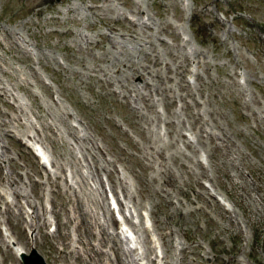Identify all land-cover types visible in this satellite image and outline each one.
<instances>
[{"label":"rangeland","instance_id":"1","mask_svg":"<svg viewBox=\"0 0 264 264\" xmlns=\"http://www.w3.org/2000/svg\"><path fill=\"white\" fill-rule=\"evenodd\" d=\"M0 184V264H264V0H0Z\"/></svg>","mask_w":264,"mask_h":264},{"label":"bare ground","instance_id":"2","mask_svg":"<svg viewBox=\"0 0 264 264\" xmlns=\"http://www.w3.org/2000/svg\"><path fill=\"white\" fill-rule=\"evenodd\" d=\"M149 20V19H148ZM147 24V23H146ZM148 28H150V27H148ZM186 41V40H185ZM143 51V50H142ZM160 63V62H159ZM32 68V67H31ZM144 72V71H143ZM139 74V73H138ZM142 73L140 72V75H141ZM135 75V74H134ZM137 75V74H136ZM145 75H146V73H145ZM158 77V76H157ZM139 83V82H138ZM147 83V82H146ZM146 88V87H145ZM139 89V88H138ZM173 122V121H172ZM172 133V132H171ZM185 134V133H184ZM189 139V138H188ZM185 140H187V139H185ZM191 140V139H190ZM191 142V141H190ZM34 150H35V147H34ZM200 159V158H199ZM78 168V167H77ZM116 169V168H115ZM78 170V169H77ZM79 171V170H78ZM77 171V172H78ZM117 171V170H116ZM51 173H53V172H51ZM79 173V172H78ZM119 173V172H118ZM47 174H48V172H47ZM57 175V174H56ZM82 175V174H81ZM80 175V176H81ZM100 178V177H99ZM114 178V177H113ZM122 178V177H121ZM8 179V178H7ZM97 179V178H96ZM110 179H112L111 177H110ZM84 180H85V178H84ZM10 181V180H9ZM83 181V180H82ZM99 182H100V179L98 180ZM102 181V180H101ZM119 181H121L120 179H119ZM8 182V181H7ZM16 182V181H15ZM39 182V181H38ZM114 182V181H113ZM85 183V182H84ZM121 183V182H120ZM71 184V183H70ZM10 185V184H9ZM99 185V184H98ZM123 185V184H122ZM0 186H1V184H0ZM94 186V185H93ZM96 186V185H95ZM9 187V186H8ZM97 187V186H96ZM124 186H122V188H123ZM126 187V186H125ZM18 188H19V186H18ZM99 188V187H98ZM92 189V188H91ZM112 189H114V188H112ZM1 190V189H0ZM12 190V189H11ZM16 190H17V188H16ZM15 189L13 190V192H14V194H18V192L16 191ZM94 190V189H93ZM127 190V189H126ZM5 191H6V189H5ZM19 191V190H18ZM77 191V190H76ZM97 191V190H96ZM115 191H116V189H115ZM2 192H3V188H2ZM2 192H1V194H2ZM7 192V191H6ZM11 192V191H10ZM21 193V192H20ZM76 193V192H75ZM0 194V195H1ZM8 194V193H7ZM88 194V193H87ZM93 194V193H92ZM101 194H103V192L101 193ZM4 195V194H3ZM13 195V194H12ZM23 195H25V194H23ZM41 195V194H40ZM39 195V196H40ZM80 195V194H79ZM95 195V194H94ZM1 197V196H0ZM21 198L23 197V196H20ZM24 197H26V196H24ZM22 198V199H25V198ZM42 197V196H41ZM44 197V196H43ZM84 197V196H83ZM87 197H88V195H87ZM102 197V196H101ZM29 198V197H28ZM80 198V197H79ZM89 198H90V196H89ZM93 198V197H92ZM91 198V199H92ZM33 199V198H32ZM94 199V201L95 202H97L98 203V201H96L97 199H95V198H93ZM103 199V198H102ZM90 200V199H89ZM105 200V199H104ZM34 201V200H33ZM36 201V200H35ZM135 201V200H134ZM7 202V201H6ZM13 202V201H12ZM17 202H18V200H17ZM20 202V201H19ZM26 205H28L29 206V209H30V213H27L28 215H30V217L32 218V222H31V224L29 225V222H27V224L29 225V227H35L32 231L34 232V230H36L37 229V227H39L40 226V224L43 222V219H44V222H46V220H45V218H47V216H46V208H45V205H44V202H43V200L38 204V205H36L35 203H33L31 200H29V199H26ZM81 202V201H80ZM83 202V201H82ZM91 202V201H90ZM95 202H94V206H95ZM103 202V201H102ZM106 202V201H105ZM10 203V202H9ZM84 203H85V201H84ZM120 203V202H119ZM118 203V204H119ZM14 204V203H13ZM21 204V203H20ZM106 204V203H105ZM8 206H9V204H8ZM20 206V205H19ZM18 206V207H19ZM97 206V205H96ZM104 206V205H103ZM40 207L42 208V212L40 211ZM100 207V206H99ZM106 207V206H105ZM173 207H175L174 205H173ZM13 208V207H12ZM23 208V206L21 207L20 206V211H19V213H20V217H22V213H24V210L22 209ZM56 208V207H55ZM70 209V208H69ZM84 208H83V206L82 205H80L79 203H78V198H76V211H77V213H79L80 211H82ZM104 209V208H103ZM5 210H7V211H9V207H7L6 206V208H5ZM56 210H57V208H56ZM56 210H54L53 208H52V210L51 211H53V213H55L56 214ZM105 210V209H104ZM103 210V211H104ZM29 211V210H28ZM76 211H75V213H76ZM89 211H90V209H89ZM72 212V211H71ZM106 213H105V215H106V218L110 221V223H114V215H113V217L111 216V210L108 208L106 211H105ZM111 212V213H110ZM18 214V213H17ZM16 214V215H17ZM18 216V215H17ZM94 216V215H93ZM8 217V216H7ZM76 217H77V215H76ZM49 218V217H48ZM35 219H37V221L35 222ZM50 219V218H49ZM85 221V222H87V220H86V218L84 217L82 220H79V221ZM125 220V219H124ZM129 221V223L133 226H131V225H129V223H128V221ZM48 221V220H47ZM50 221V220H49ZM127 223H128V225L130 226V229H128V228H126V227H124L122 230H119L118 232H114V234L113 233H111L110 235H109V237H107V239L103 236V232H104V230L107 232V228H106V225H105V223H99V226H100V228H99V230H98V238H95L94 239V236L97 234H95L94 232H92L91 234V236H92V239H94L92 242H90L91 244H90V247L91 248H95L96 246V244L94 243V241L95 240H98L99 241V238L102 240V242L104 241V246L106 247V245H107V247H109V249L112 251V253H114L115 254V257H113L112 259H111V263H113V264H121V262H126V264H133V263H139V264H141V262H143V261H145L146 262V264H156V262H155V258H153L152 256H150L148 253H140V252H138L137 251V249H138V240H137V235L135 236V238L131 241V246L129 247V248H122V243H121V238L120 237H122L123 236V232L124 231H127V232H129V233H134V232H136V230L137 229H135V226H134V224L131 222V220H130V218H128V219H126L125 220ZM77 222H78V220H77ZM89 222V221H88ZM91 222V221H90ZM93 222H95V221H93ZM86 224V223H85ZM94 224V223H93ZM92 224V225H93ZM107 224V223H106ZM111 224V225H112ZM143 223H141V225H142ZM145 224V223H144ZM48 225V224H47ZM57 225H58V223H57ZM79 225V224H78ZM88 225V224H87ZM138 225H136V227H137ZM162 226V225H161ZM83 227V226H82ZM86 227V226H85ZM91 227V226H90ZM111 227V226H110ZM109 226H108V228H110ZM144 225H142V229H143V231H144V234H145V238L144 239H146V244H147V246H148V252H150L151 253V251H152V249H154L150 244H149V239H150V237L152 236V234H151V236L149 237V233H148V231H147V228L146 227H144ZM158 227V226H157ZM81 228V227H80ZM96 228V227H95ZM141 228V227H140ZM148 228H149V226H148ZM159 228V227H158ZM166 228V227H165ZM58 229L59 228H57V231H58ZM82 229V228H81ZM85 230H86V234H87V230H88V228H84ZM38 231V230H37ZM79 231V230H78ZM141 231V230H140ZM139 231V232H140ZM139 232H137V233H139ZM79 233V232H78ZM88 233H89V230H88ZM94 233V234H93ZM118 233H120V234H122V236L121 235H119ZM54 234V233H53ZM33 235V236H32ZM31 236H32V240H34L35 239V237H36V233H34V234H32ZM84 235V234H83ZM82 235V236H83ZM141 235V234H140ZM160 236H161V234H159ZM81 236V235H80ZM124 237V236H123ZM122 237V238H123ZM89 235L85 238V240H88V242H87V245H88V243H89ZM78 240L77 241H79L81 238L80 237H78L77 238ZM124 239V238H123ZM140 239V238H139ZM153 239V238H152ZM7 240H9L8 241V245L10 246L11 245V247H12V249H13V252L15 253V256H17V258H18V255H19V253L20 252H22V251H24V252H26L27 253V251L29 250V248H23L22 246H20L18 243V245L19 246H16V243L11 239V236L10 237H8L7 238ZM142 240V239H141ZM163 240H164V238H163ZM101 242V241H100ZM140 242V241H139ZM153 242V241H152ZM102 245V244H101ZM128 245V244H127ZM156 245V244H155ZM178 245V244H177ZM98 246V245H97ZM103 246V245H102ZM129 246V245H128ZM179 246V245H178ZM36 246L35 245H32L31 246V248H35ZM89 247V246H88ZM104 247V248H105ZM97 248V247H96ZM103 248V247H102ZM145 248V247H144ZM168 248V247H167ZM170 248V247H169ZM121 249H122V251H123V253H124V255H126V259H125V261H124V258H122V255L123 254H121ZM179 249V248H178ZM185 249V248H184ZM90 250V249H89ZM94 251L95 250H97V249H93ZM105 250V249H104ZM145 250V249H144ZM88 252V251H87ZM104 252V251H103ZM108 252V251H107ZM154 252V251H153ZM152 252V253H153ZM163 252H164V250H163ZM91 253V252H90ZM94 253V252H93ZM99 253V251H97V254ZM106 253V252H105ZM155 253V252H154ZM169 253V252H168ZM100 254V253H99ZM98 254V255H99ZM102 255V254H101ZM168 255V254H167ZM107 256V255H106ZM128 256V257H127ZM158 256V255H157ZM166 255H164L163 257H162V259H163V263L164 264H176V262H174L173 260H167V258H168V256H167V258L165 257ZM171 256V255H170ZM169 256V257H170ZM136 257V258H135ZM187 257V256H186ZM102 258V257H101ZM175 258H176V256H175ZM161 259V258H160ZM171 259V258H170ZM109 260V259H108ZM138 260H139V262H138ZM191 260V259H190ZM193 260V259H192ZM102 261V260H101ZM106 262V261H105ZM194 262V261H193ZM101 263V262H100ZM122 263V264H123ZM186 263V262H185ZM160 264V263H159Z\"/></svg>","mask_w":264,"mask_h":264},{"label":"water","instance_id":"3","mask_svg":"<svg viewBox=\"0 0 264 264\" xmlns=\"http://www.w3.org/2000/svg\"><path fill=\"white\" fill-rule=\"evenodd\" d=\"M24 264H45L42 257L36 252V250L32 249L30 254H23Z\"/></svg>","mask_w":264,"mask_h":264}]
</instances>
